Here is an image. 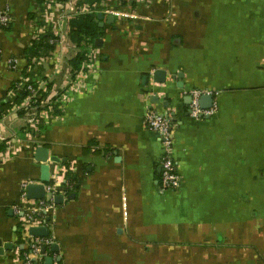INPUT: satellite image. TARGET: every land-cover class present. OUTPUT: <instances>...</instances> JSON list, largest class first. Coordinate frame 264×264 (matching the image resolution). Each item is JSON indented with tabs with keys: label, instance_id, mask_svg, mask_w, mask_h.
Listing matches in <instances>:
<instances>
[{
	"label": "crops",
	"instance_id": "obj_1",
	"mask_svg": "<svg viewBox=\"0 0 264 264\" xmlns=\"http://www.w3.org/2000/svg\"><path fill=\"white\" fill-rule=\"evenodd\" d=\"M92 5L51 6L55 19L95 16L98 70L59 114L31 125L24 113L4 117L10 86L41 61L28 78L49 77L52 93L68 90L70 61L84 40L69 38L63 18L47 26L41 0H0L9 18L0 25V135L5 144L20 141L0 162V264H20L25 251L17 209L38 214V227L47 230L40 239L50 244L37 264H264V0ZM84 7L91 13H79ZM53 31L60 38L54 52L29 62L32 43ZM192 90L212 98L200 104L211 116L190 118ZM147 110L175 123L181 183L164 195L163 147L144 126ZM38 147L59 160L44 164L46 185L57 180L64 197L44 211L42 200L22 197L24 183L40 184Z\"/></svg>",
	"mask_w": 264,
	"mask_h": 264
},
{
	"label": "built area",
	"instance_id": "obj_2",
	"mask_svg": "<svg viewBox=\"0 0 264 264\" xmlns=\"http://www.w3.org/2000/svg\"><path fill=\"white\" fill-rule=\"evenodd\" d=\"M70 0H41V7L44 11V21L47 26L49 24L52 28H55V22L58 19H68L71 16H62V18H53L54 15L51 14L50 8L52 5L59 4L62 8L66 7ZM94 7V6H93ZM81 14L91 13L86 7L79 10ZM117 16L136 19L137 16L134 14H129L126 12H118ZM9 22V18L6 13L0 14V25L6 26ZM50 27V26H49ZM57 31V30H56ZM55 31V32H56ZM51 34L54 39H50V44L57 46L60 43L59 34ZM83 58L85 64L83 67L75 72L74 79L71 82L70 88L67 90H62L59 93H52L51 90V81L49 77L42 76L41 78L37 77V80H32L31 78H25L20 81L19 84H16V87L13 90L8 91L9 102L12 105L11 108L6 112L4 117L11 116L12 114H17L18 112H23L25 114L26 121L34 125L38 122L39 118L46 119L50 112L53 111V107H56L59 110H62L65 105L69 102L71 94H74L80 89V86L83 85L86 81L88 75L96 74L98 70V52L97 49L93 46L92 43L83 44ZM42 65L41 61H32L31 66L40 67ZM36 72V70H35ZM23 96L21 102H16V99L20 96ZM205 94V92L200 90H192L189 94L190 96V105H189V116L192 119L199 120L204 117H209L213 114L214 110H204L200 107V98ZM144 126L156 133L159 139L162 142L163 154L159 161L161 168V175L158 185V193L161 195L171 193L179 188L181 183V177L177 171V163L173 158V130L175 128V123L172 122L168 116L157 113L154 110L145 111L143 117ZM0 134H2L0 130ZM3 141L0 135V142ZM18 142V141H17ZM7 142L6 150L3 153H0V162L7 160L9 158V153L13 152L15 154L18 152L19 142ZM0 144H3L2 142ZM29 184L24 183L22 185V197L25 196V189ZM59 186L57 185V180H54L52 183H49L45 186L46 196L41 201V210L44 211L54 206V197L56 196V189ZM17 213L21 215L20 226L23 234V239L25 241V251L20 256V264H37L41 257V250L44 246L50 244V241L47 239H40L36 237H31L28 235V230L31 227H38V224L41 221L38 219V214L32 212L31 214H24L20 212V209L16 210ZM15 212V211H14Z\"/></svg>",
	"mask_w": 264,
	"mask_h": 264
},
{
	"label": "trees",
	"instance_id": "obj_3",
	"mask_svg": "<svg viewBox=\"0 0 264 264\" xmlns=\"http://www.w3.org/2000/svg\"><path fill=\"white\" fill-rule=\"evenodd\" d=\"M85 2H89V5L93 7L92 4L100 5L102 0H85ZM100 28L98 24L96 23V18L93 15H85V16H78L76 18H72L69 21V38L72 41L80 42L81 40H84L85 43H94L97 39H99L101 33ZM50 39H54V37L51 34H46L43 38H40L32 43L31 47L26 51V56L29 58V62L31 59H39L42 54L50 55L54 52L55 45L50 44ZM71 66L73 67L74 71L77 72L80 70L83 65L85 64V60L83 58V53L75 57L73 60L70 61ZM33 69V66L27 67L26 73H24V77H29V72H31ZM16 87V84L10 86V90H13ZM24 94L16 99V102H21ZM11 104L5 103L1 106L2 111H6L11 108ZM53 110H55L56 114H59V111L56 107H53ZM20 115H23V112L19 113ZM22 131L25 129H21ZM5 143L0 144V153L4 150ZM20 238H21V232H20Z\"/></svg>",
	"mask_w": 264,
	"mask_h": 264
},
{
	"label": "water",
	"instance_id": "obj_4",
	"mask_svg": "<svg viewBox=\"0 0 264 264\" xmlns=\"http://www.w3.org/2000/svg\"><path fill=\"white\" fill-rule=\"evenodd\" d=\"M103 16L101 15L99 18L101 19ZM157 76L163 75L164 72L157 71ZM158 83H163L164 79L157 80ZM212 98L211 97H201L200 104L203 105V102L211 103ZM35 160L38 163H41V178H40V184H29L25 189V196L28 200H43L46 196V189L45 186L49 182V167L44 165L47 161L55 162L57 163L59 160L55 157H49L48 150L44 147H38L35 151ZM73 194H70L68 196L69 199H73ZM64 197L62 195H56L54 197V204L60 205L63 203ZM28 235L31 237H45L47 236V230L45 227H31L28 230ZM42 253H45V248L42 249ZM46 264H51V260L47 259L45 260Z\"/></svg>",
	"mask_w": 264,
	"mask_h": 264
}]
</instances>
